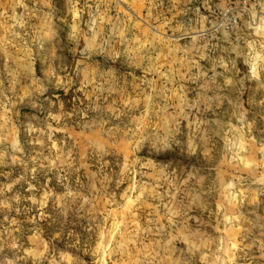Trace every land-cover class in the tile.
<instances>
[{
  "label": "rangeland",
  "instance_id": "rangeland-1",
  "mask_svg": "<svg viewBox=\"0 0 264 264\" xmlns=\"http://www.w3.org/2000/svg\"><path fill=\"white\" fill-rule=\"evenodd\" d=\"M0 264H264V0H0Z\"/></svg>",
  "mask_w": 264,
  "mask_h": 264
}]
</instances>
